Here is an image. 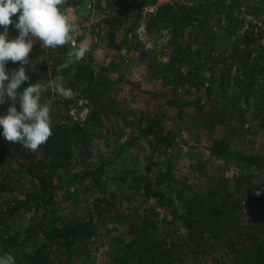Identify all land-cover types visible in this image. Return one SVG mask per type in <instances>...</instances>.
Instances as JSON below:
<instances>
[{
	"label": "rangeland",
	"instance_id": "1",
	"mask_svg": "<svg viewBox=\"0 0 264 264\" xmlns=\"http://www.w3.org/2000/svg\"><path fill=\"white\" fill-rule=\"evenodd\" d=\"M69 1L64 0L60 9L79 26L78 43L86 40L90 49L79 64L61 73L65 77L64 86L72 89L75 95L64 99L55 92V68L64 63L70 45L53 51L42 49L37 43L26 66L30 81L21 85L19 91L29 83H41L47 88L41 104L50 108L52 129L58 125L90 124V140L84 155L78 154L79 159L74 161V171L109 164L105 166L103 177L107 182L105 193L91 180L58 193L54 205L57 215L66 219L92 215L96 220L97 235L90 243L81 244L82 249L76 251L70 261L61 252H56L50 264H137L133 253L125 254L124 248L130 240L132 223L140 222L143 215L154 213L159 223L156 239L165 246L170 242L168 234L174 228L177 231L181 223L177 219L173 224L170 211L143 198L134 185L151 161L157 163L150 174L153 177L169 165L172 167L176 179L174 186L184 189L189 200L196 192L213 185L219 177L232 180L240 177L243 171L247 172L238 163L225 164L213 157L209 152L212 139L225 137L236 153L255 154L264 159L263 114L257 113L262 101L253 97L244 104L246 114L242 121H237L235 113L227 124L222 123L224 109H231V95L241 90L232 79L225 78L226 70L229 69L230 78L250 74L251 67L243 62L247 59L251 66L255 64L264 72V12L258 18L246 15L249 5L264 7V0H229L228 3L234 2L232 11L214 18H200L205 29L201 34L193 33L196 21L192 20L174 32V23L165 21L163 11L166 8L162 12L160 8L174 5L173 10H177L182 4L196 6L197 2L205 0H74V5L73 0ZM113 1L115 4L111 8ZM239 2L241 6L237 8ZM17 16L12 17L14 23L9 26L10 41L19 35L14 26ZM165 30L168 33L163 34ZM3 31L0 27V33ZM182 54L186 59L180 62L178 59ZM233 54L237 61L232 59ZM19 66V62L7 63L9 71ZM256 79L261 76L248 81L254 83ZM261 92L263 95L264 86ZM81 101L86 102V113L85 106L79 105ZM103 104L109 116L107 119ZM204 112L213 116L203 119ZM97 113L103 119L100 128L90 123V118ZM154 117L174 132L177 142L160 155H152V139L142 134L147 119ZM0 159L6 165L0 166V182L15 185L13 192L0 194V212H4L9 201L24 199L36 186L29 177L14 171L16 163L3 153L1 144ZM251 174L249 184L236 193L231 202L236 211L240 210L238 214L243 223L252 218V213H258L255 219L258 217L264 222V203L260 204L251 196L253 188L259 195L264 193V169L252 170ZM186 203H176L181 214ZM97 205L103 209L102 214ZM51 219L52 215H47L46 209L42 208L0 222V255L10 253L17 262L21 261L25 253L36 247L35 238L24 240L29 229L43 225V220L44 226L49 228ZM183 230L181 225L180 233H184ZM13 234H21L22 245L8 252L1 239ZM37 235L41 236L39 230ZM183 264L211 262L204 257L192 256Z\"/></svg>",
	"mask_w": 264,
	"mask_h": 264
},
{
	"label": "trees",
	"instance_id": "2",
	"mask_svg": "<svg viewBox=\"0 0 264 264\" xmlns=\"http://www.w3.org/2000/svg\"><path fill=\"white\" fill-rule=\"evenodd\" d=\"M228 2L229 0H205L197 2L196 6L182 4L177 10H173L174 5H168L161 7L160 11L166 8L163 11L165 21L174 23V32L182 29L185 22L192 20L196 21L193 33L201 34L205 29L204 22L201 23L200 18L202 16L214 18L217 14L232 11L234 2ZM114 4L113 1L111 8ZM240 6L239 2L236 7ZM263 12L262 5H249L246 15L258 18L263 15ZM209 38L212 39V36ZM239 58L242 59V56ZM185 59V55L182 54L178 61L182 62ZM232 59L237 61L235 56ZM243 62L247 67H251L250 74H238L230 78V71L226 70L225 78L232 79L241 90H236L231 95V109L225 108L222 114L224 124H227L235 113L237 121H242L246 114L244 104L249 103L253 97L263 102L258 107L257 113L263 114L264 122V94L262 95L261 92L264 86V72L257 69L255 64L251 66L247 59H243ZM88 75L92 76V73L89 72ZM255 75L261 76V79H256L254 83L249 82L248 79H255ZM10 103L6 101L5 104H0V115L6 114ZM17 109L19 111L18 104ZM102 110L104 118L107 119L109 116L105 104L102 105ZM211 116L213 115L210 112H204L202 115L203 119H210ZM90 120V123L96 124L97 128L102 127L103 119L98 113ZM88 125L90 124L75 123L72 126L54 127L52 137L36 153L24 149L19 143L12 144L6 141L0 128V144L3 147V153L16 163L14 171L29 177L36 186L24 199L9 201L10 204L5 211L0 212V222L15 215L29 214L42 208L46 209L47 215H52L49 228L44 226V219L43 225H34L29 229L24 240L35 238L33 243L36 247L33 251L25 253L23 259L16 261V264H50L51 257L56 252H61L66 256V260L70 261L76 251L82 249L81 244H88L96 237L94 216L66 219L58 216L54 209L55 199L62 189L78 187L87 180L93 181L102 193L106 191L107 182L103 177L106 172L105 166L109 163L98 165L93 169L84 168L74 171L76 164L74 161L79 159L78 154L80 157L84 155L90 140ZM142 132L144 137L152 139V155L163 154L177 143L174 132L167 130L164 122L158 117L147 119ZM209 152L225 164L238 163L247 172L243 171L240 177H234L232 180L219 177L213 185L209 184L202 191L196 192L194 198L189 200L186 199L184 189L174 186L176 179L170 165L153 177L150 174L153 173L157 163L151 161L146 166L144 175L136 180L134 185L138 187L143 198L154 201L157 207L168 209L174 217L173 224L177 219L181 222L177 231L174 228L172 233L168 234L170 240L168 246L156 239L159 223L154 213L143 215L140 222L132 223L129 227L130 240L124 248L125 254L129 251L133 253L137 264H183L192 256L204 257L211 264H264V222H261L258 217L255 219L258 213H252V218L247 223H243L238 214L240 210L236 211L235 205L231 202L232 197L249 184L251 171L264 169V159L255 154L236 153L225 137L212 139ZM0 166L6 167L2 159H0ZM14 188L15 185H9L5 181L0 182V194L13 192ZM251 196L257 198L260 204L264 203V193L257 195L255 188L251 190ZM183 201L187 203L185 211L181 214L176 203ZM246 203L251 202L246 200ZM97 209L99 214L103 213L99 205ZM111 212L109 209L108 213ZM181 225L184 233H180ZM38 230L41 236L37 235ZM21 238V234H13L8 238H2L1 241L10 252L22 245ZM225 260L228 262L226 263Z\"/></svg>",
	"mask_w": 264,
	"mask_h": 264
},
{
	"label": "clouds",
	"instance_id": "3",
	"mask_svg": "<svg viewBox=\"0 0 264 264\" xmlns=\"http://www.w3.org/2000/svg\"><path fill=\"white\" fill-rule=\"evenodd\" d=\"M63 3L64 0H0V27L4 29L0 33V104L11 102L6 114L0 115V128L6 141L19 143L32 153L52 137L53 121L50 108L41 104L42 94L47 91L44 85L29 83L19 91L21 85L30 81L26 71L29 54L37 43L42 49L53 51L71 46L64 63L55 68V92L64 99H71L75 94L64 86L65 77L61 73L79 64L90 51L86 40L78 43L80 28L61 11ZM13 16H17L14 26L19 35L10 41L9 26L14 23ZM9 61L19 62V68L9 71ZM0 264H16L15 257L10 253L0 255Z\"/></svg>",
	"mask_w": 264,
	"mask_h": 264
},
{
	"label": "built area",
	"instance_id": "4",
	"mask_svg": "<svg viewBox=\"0 0 264 264\" xmlns=\"http://www.w3.org/2000/svg\"><path fill=\"white\" fill-rule=\"evenodd\" d=\"M69 1V0H68ZM70 2V1H69ZM73 5H74V3H75V1L73 0ZM67 15V14H66ZM68 16V15H67ZM68 18H69V16H68ZM69 20L70 21H72V22H75V20H71L70 18H69ZM163 34H166V33H168V31L167 30H165V31H163L162 32ZM79 105L80 106H85V113L88 111V108L86 107V102H83V101H81L80 103H79Z\"/></svg>",
	"mask_w": 264,
	"mask_h": 264
}]
</instances>
